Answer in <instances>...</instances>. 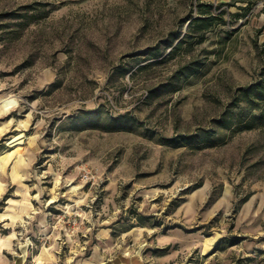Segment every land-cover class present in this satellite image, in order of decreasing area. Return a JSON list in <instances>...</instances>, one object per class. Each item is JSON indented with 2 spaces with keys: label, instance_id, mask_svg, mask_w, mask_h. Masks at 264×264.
I'll return each instance as SVG.
<instances>
[{
  "label": "rangeland",
  "instance_id": "1",
  "mask_svg": "<svg viewBox=\"0 0 264 264\" xmlns=\"http://www.w3.org/2000/svg\"><path fill=\"white\" fill-rule=\"evenodd\" d=\"M199 1L0 0L3 138L36 145L33 189L65 227L64 259L264 264V112L239 98L264 67V0H202L229 22L193 51L200 71L175 78L180 56L141 67Z\"/></svg>",
  "mask_w": 264,
  "mask_h": 264
},
{
  "label": "crops",
  "instance_id": "2",
  "mask_svg": "<svg viewBox=\"0 0 264 264\" xmlns=\"http://www.w3.org/2000/svg\"><path fill=\"white\" fill-rule=\"evenodd\" d=\"M12 120L0 119V201L10 193L0 210V264H131L132 258L125 253L107 256L95 251L89 258L80 256L79 261L77 255L63 258L60 239L65 227L53 224L51 213L39 205V193L33 189L36 145H22L20 137L2 140L15 127ZM75 242L86 240L76 237Z\"/></svg>",
  "mask_w": 264,
  "mask_h": 264
},
{
  "label": "trees",
  "instance_id": "3",
  "mask_svg": "<svg viewBox=\"0 0 264 264\" xmlns=\"http://www.w3.org/2000/svg\"><path fill=\"white\" fill-rule=\"evenodd\" d=\"M237 1L238 0H235V2ZM242 1L247 2V4L238 5L242 10L251 8V0ZM198 8V13L189 17L187 29L183 32L179 40L177 42L175 39L172 40L170 51L166 54V51L159 45L151 46L149 50L150 54L159 59H157V61L151 60L149 63L141 65L142 68L153 63L168 60L171 57L180 56V64L175 69L174 74L175 78L179 79L185 75L194 74L205 66L208 56L205 55L204 57H200L193 55V57H191L193 51L198 48L197 45L202 44L207 39L210 30H213L220 24L228 23L229 19L225 15L227 9L224 8L221 11H216L214 3L212 2L201 0L198 3ZM243 14H245V11L236 13L239 17L243 16ZM239 98L247 100L253 108L260 109L261 112H264V67H262L257 78L252 83L241 88V95ZM256 116H258V114H256ZM227 118L229 117H225L223 120H225L224 124L229 126L230 122ZM9 196L10 193H7L0 201V210Z\"/></svg>",
  "mask_w": 264,
  "mask_h": 264
},
{
  "label": "built area",
  "instance_id": "4",
  "mask_svg": "<svg viewBox=\"0 0 264 264\" xmlns=\"http://www.w3.org/2000/svg\"><path fill=\"white\" fill-rule=\"evenodd\" d=\"M80 171L82 174V178L86 181H96L97 180V172L95 171V169L86 164V165H81L80 166ZM31 236H28V238H30ZM30 244H33V240L32 238H30Z\"/></svg>",
  "mask_w": 264,
  "mask_h": 264
}]
</instances>
